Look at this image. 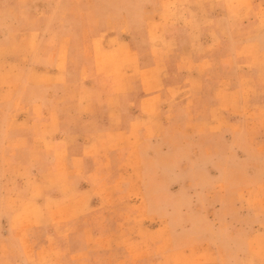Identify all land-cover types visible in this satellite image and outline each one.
<instances>
[{"label": "rangeland", "instance_id": "obj_1", "mask_svg": "<svg viewBox=\"0 0 264 264\" xmlns=\"http://www.w3.org/2000/svg\"><path fill=\"white\" fill-rule=\"evenodd\" d=\"M130 45L159 125L58 151L44 98ZM0 264H264V0H0Z\"/></svg>", "mask_w": 264, "mask_h": 264}, {"label": "crops", "instance_id": "obj_2", "mask_svg": "<svg viewBox=\"0 0 264 264\" xmlns=\"http://www.w3.org/2000/svg\"><path fill=\"white\" fill-rule=\"evenodd\" d=\"M182 25L181 23H179ZM184 27L180 26L176 34H172L175 43L180 45L178 34L182 33ZM188 33L189 30L185 29ZM92 37L91 42L94 46ZM99 37V36H98ZM113 35L108 33L106 42L112 39ZM192 41V35L188 42ZM129 57L119 58L123 68L117 67V63L102 62L99 57L83 59L72 63L68 70L67 78L60 85V89L55 94L48 93L43 100L44 125L46 129L54 128L53 125H60V131H53L45 134L47 140L50 136L54 141L57 150L63 149L64 143L79 142L88 147L98 141L96 131L104 129V138L109 139L110 134L122 136L132 134L131 125H159L157 115L152 112L160 107L162 92L156 89L161 70V59L150 55L139 58L128 46ZM135 49V48H134ZM150 50V46L148 47ZM103 54L116 52L115 47H103ZM150 52V51H149ZM133 56L137 57L140 64L138 71L135 68ZM142 56V55H141ZM131 63V68L128 64ZM39 101L35 100V105ZM32 125L37 123L32 122ZM66 125H72L68 127ZM109 125H128L123 128H113ZM111 135V136H112ZM87 139V142L83 138ZM54 160L58 166L63 162L61 155H54ZM88 158L85 153L76 154L72 157L71 164L75 167L85 162L87 171Z\"/></svg>", "mask_w": 264, "mask_h": 264}]
</instances>
